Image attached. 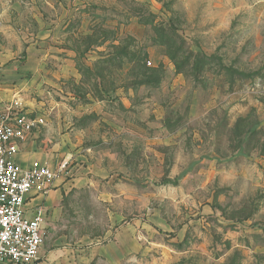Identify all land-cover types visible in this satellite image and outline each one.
<instances>
[{"label":"rangeland","instance_id":"374dc122","mask_svg":"<svg viewBox=\"0 0 264 264\" xmlns=\"http://www.w3.org/2000/svg\"><path fill=\"white\" fill-rule=\"evenodd\" d=\"M0 64L69 162L67 243L264 264V0H0Z\"/></svg>","mask_w":264,"mask_h":264},{"label":"built area","instance_id":"2783aa9c","mask_svg":"<svg viewBox=\"0 0 264 264\" xmlns=\"http://www.w3.org/2000/svg\"><path fill=\"white\" fill-rule=\"evenodd\" d=\"M43 124L7 106L0 111V264H42L45 245L43 207L32 218L24 212L27 196L46 194L53 182L69 175V162L57 168L34 161L28 168L16 162L20 144Z\"/></svg>","mask_w":264,"mask_h":264},{"label":"crops","instance_id":"0c3cea01","mask_svg":"<svg viewBox=\"0 0 264 264\" xmlns=\"http://www.w3.org/2000/svg\"><path fill=\"white\" fill-rule=\"evenodd\" d=\"M1 71L3 73L5 69H0V73ZM4 82V78L0 74V111L9 106V103L14 99L13 92ZM34 134L35 131L24 143L20 144L19 153L15 157L16 162L23 168H28L34 161L57 168L63 161L62 156H49L45 151L34 147ZM71 183L62 177L51 184L46 194L32 191L26 198L24 212L27 218H32L40 207H43L46 212L44 224L46 241L41 250L42 264H92L97 261L119 264L121 252L123 251L125 255L121 236H118L117 241L102 242L95 237L94 239L83 238L79 242L67 243L69 236L60 232L63 221L61 217L63 200L72 190ZM71 240L73 241V239Z\"/></svg>","mask_w":264,"mask_h":264}]
</instances>
